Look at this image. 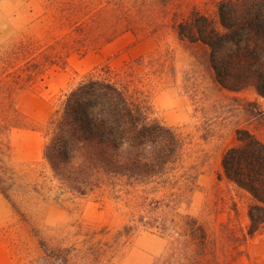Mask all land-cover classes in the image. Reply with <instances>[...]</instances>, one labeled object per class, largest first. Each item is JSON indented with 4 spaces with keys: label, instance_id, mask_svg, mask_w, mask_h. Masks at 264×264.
<instances>
[{
    "label": "rangeland",
    "instance_id": "1",
    "mask_svg": "<svg viewBox=\"0 0 264 264\" xmlns=\"http://www.w3.org/2000/svg\"><path fill=\"white\" fill-rule=\"evenodd\" d=\"M211 2L0 0V89L11 90L27 123L3 134V165L17 179L14 197L27 220L0 193V264H50L34 227L53 246L79 247L83 238L76 237L77 228L71 225L75 221L106 228L108 234L98 236L104 240L126 224L135 225L116 244L113 264H162L171 252L184 251L187 214L208 227L207 250L217 253L220 264H264V225L254 235L247 234L252 197L225 177L221 165L223 152L237 143L235 126L245 124L229 97L257 99L263 108L264 97L253 87L240 93L219 90L169 23L174 12L185 15L195 5L211 10ZM166 49L173 53L175 72L162 78L151 75L141 87L152 101L153 116L186 138L178 178L170 184L131 187L119 199L111 191L93 193L76 204L56 199L57 183L43 148L50 117L64 94L103 64L119 70L137 57ZM30 59L39 62L41 72L27 87L23 80ZM190 69L201 71L199 80L208 94L200 92L195 98L185 89L184 74ZM214 101L219 108L211 106ZM205 104L209 115L218 119L203 123ZM257 134L264 140V131ZM191 177L190 190L176 196L181 192L178 185Z\"/></svg>",
    "mask_w": 264,
    "mask_h": 264
},
{
    "label": "trees",
    "instance_id": "2",
    "mask_svg": "<svg viewBox=\"0 0 264 264\" xmlns=\"http://www.w3.org/2000/svg\"><path fill=\"white\" fill-rule=\"evenodd\" d=\"M211 4V10L195 5L185 15L174 12L170 26L219 90L240 93L253 87L264 97V0H212ZM172 54L166 49L140 56L119 70L103 64L67 90L50 117L43 148L57 183L53 188L56 199L76 204L99 191H111L119 199L131 187L170 184L178 178L186 138L178 128L153 116L152 101L141 87L152 80L151 75L162 78L175 72ZM27 67L23 84L30 87L41 66L30 59ZM200 74L198 69L184 74V87L195 98L200 92L208 94ZM5 90L0 89V193L27 220L14 197L17 179L2 158L3 134L11 127L25 126L26 117L15 106L11 90ZM229 99L245 124L235 126L237 143L223 152L221 165L225 177L252 197L247 230L252 236L264 225V140L257 134V130L264 131V108L257 99L237 95ZM214 104L219 108L217 101ZM204 106L203 123L218 119L209 115L210 106ZM193 179L178 185L181 192L176 196H184ZM184 218V251L171 252L162 264H220L217 253L207 250L211 243L208 227L192 215ZM71 225L77 228L76 237L83 238L79 247L76 243L53 246L34 227L43 258L50 264H113L116 244L135 226L126 224L111 240H104L98 236L108 234L106 228L93 229L83 221ZM188 247L193 251H187Z\"/></svg>",
    "mask_w": 264,
    "mask_h": 264
}]
</instances>
